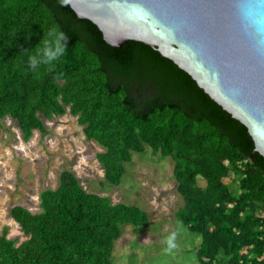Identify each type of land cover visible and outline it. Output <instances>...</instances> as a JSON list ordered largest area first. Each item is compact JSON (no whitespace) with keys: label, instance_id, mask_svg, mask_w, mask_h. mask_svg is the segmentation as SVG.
Returning a JSON list of instances; mask_svg holds the SVG:
<instances>
[{"label":"trees","instance_id":"16d2710c","mask_svg":"<svg viewBox=\"0 0 264 264\" xmlns=\"http://www.w3.org/2000/svg\"><path fill=\"white\" fill-rule=\"evenodd\" d=\"M68 36L66 51L36 70L48 32ZM68 113L101 151L102 178L117 185L132 152L170 157L173 216L199 234L198 264H264V157L246 128L190 76L150 46L104 42L96 26L60 0H0V120L23 141L44 133L41 117ZM37 213L14 205L9 216L26 237L0 231V264H111L119 225H146L136 206L86 192L68 169L38 192Z\"/></svg>","mask_w":264,"mask_h":264},{"label":"water","instance_id":"95a60500","mask_svg":"<svg viewBox=\"0 0 264 264\" xmlns=\"http://www.w3.org/2000/svg\"><path fill=\"white\" fill-rule=\"evenodd\" d=\"M65 2L108 45L142 42L187 73L264 157V0Z\"/></svg>","mask_w":264,"mask_h":264},{"label":"rangeland","instance_id":"374dc122","mask_svg":"<svg viewBox=\"0 0 264 264\" xmlns=\"http://www.w3.org/2000/svg\"><path fill=\"white\" fill-rule=\"evenodd\" d=\"M41 119L44 133L33 130L26 141L13 121L0 120V231L7 227V238L15 244L26 238L9 209L19 205L37 213L39 190L53 188L59 171L68 169L86 192L106 196L111 203L136 206L147 217L146 225H119L120 235L109 256L111 264H198L199 234L186 230L173 216L181 198L174 190L170 157L151 156L148 148L132 152L119 183L110 185L103 180L95 159L101 148L84 139L74 117L66 112ZM174 230L179 232L178 247L166 254L162 241Z\"/></svg>","mask_w":264,"mask_h":264},{"label":"clouds","instance_id":"9594fccd","mask_svg":"<svg viewBox=\"0 0 264 264\" xmlns=\"http://www.w3.org/2000/svg\"><path fill=\"white\" fill-rule=\"evenodd\" d=\"M60 3L63 5L65 0H60ZM48 36L51 39L43 41V47L39 50V54L28 58V65L32 70H36L39 65L45 64L49 66L48 71H52L54 67L53 62L63 56L66 51L69 39L67 34L62 31L57 32L56 28H53L48 32ZM178 227L180 226L178 225ZM178 234L179 232L174 230L162 241L166 245L164 249L166 254H171L173 250L177 249L178 245L176 241Z\"/></svg>","mask_w":264,"mask_h":264}]
</instances>
